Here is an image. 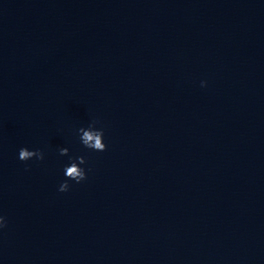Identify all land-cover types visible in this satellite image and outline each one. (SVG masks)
<instances>
[{
  "label": "water",
  "instance_id": "water-1",
  "mask_svg": "<svg viewBox=\"0 0 264 264\" xmlns=\"http://www.w3.org/2000/svg\"><path fill=\"white\" fill-rule=\"evenodd\" d=\"M0 216V264H264V0H0Z\"/></svg>",
  "mask_w": 264,
  "mask_h": 264
},
{
  "label": "clouds",
  "instance_id": "clouds-1",
  "mask_svg": "<svg viewBox=\"0 0 264 264\" xmlns=\"http://www.w3.org/2000/svg\"><path fill=\"white\" fill-rule=\"evenodd\" d=\"M206 82L202 81V86ZM97 121L93 120L87 128L81 127L78 129V132L80 134V140L82 144L90 148L94 151H104L106 149V144L104 143V133L103 129H97L95 127ZM60 155H67L69 149L67 147L61 148ZM32 157H36L38 160L44 159V152L40 149L35 150H29L27 147H22L19 150V159L26 161L29 160ZM86 160L84 156H78L75 157V159L72 160V162L65 167V176L68 178L65 181H63L59 186V191L66 192L69 190V183L68 180H74L77 183H80L81 181L86 179V171L84 168L80 167V165L85 164ZM7 221L5 217L0 216V228L6 227Z\"/></svg>",
  "mask_w": 264,
  "mask_h": 264
}]
</instances>
